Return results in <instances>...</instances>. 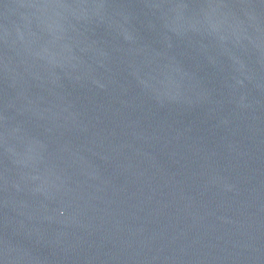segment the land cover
I'll list each match as a JSON object with an SVG mask.
<instances>
[{"label":"water","instance_id":"obj_1","mask_svg":"<svg viewBox=\"0 0 264 264\" xmlns=\"http://www.w3.org/2000/svg\"><path fill=\"white\" fill-rule=\"evenodd\" d=\"M0 264H264V0H0Z\"/></svg>","mask_w":264,"mask_h":264}]
</instances>
